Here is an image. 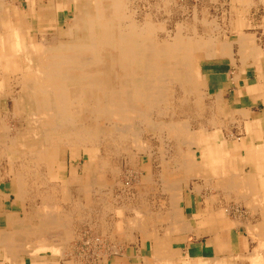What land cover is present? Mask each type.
Masks as SVG:
<instances>
[{
  "label": "bare ground",
  "instance_id": "obj_1",
  "mask_svg": "<svg viewBox=\"0 0 264 264\" xmlns=\"http://www.w3.org/2000/svg\"><path fill=\"white\" fill-rule=\"evenodd\" d=\"M263 5L0 0V179L14 193L0 233L9 264L24 255L32 264H264L263 176L259 189L228 150L231 125L250 131V112L226 109L201 65L230 57L238 82L261 61L264 16L251 18ZM190 187L209 191L200 228L190 223L199 215ZM234 195L255 223L227 217ZM216 221L246 228L237 251L231 236L212 240L210 257L175 241L183 230L214 233Z\"/></svg>",
  "mask_w": 264,
  "mask_h": 264
},
{
  "label": "crops",
  "instance_id": "obj_2",
  "mask_svg": "<svg viewBox=\"0 0 264 264\" xmlns=\"http://www.w3.org/2000/svg\"><path fill=\"white\" fill-rule=\"evenodd\" d=\"M253 10L255 13L251 18V22L258 23L264 16V5L257 8L255 7ZM260 17L261 20H258ZM248 62L252 63L251 58L248 59ZM201 65L202 72L207 79L208 87L213 92L221 91L224 101L223 105L226 109L230 108L233 111V108L242 107V109H244L245 107L246 110L248 109L250 112L248 120L250 131L244 130L241 126L239 127L237 122L234 125H231L232 132L236 138L228 142V150L232 156H238L239 161H241L244 165L243 169L245 170L246 176H253L254 185H256L255 187L261 189V182H259L260 180L258 179L260 178L259 175L263 176L262 182L264 184V58L254 64L255 66H249L244 77H242L238 82L235 79L236 68L234 67V63L231 61L230 57L224 56L221 58L204 59ZM243 152L246 153L244 154ZM0 174L1 176L7 175L5 172H1ZM247 183L251 188V183L248 181ZM11 189L12 185L10 180L7 178H1L0 228H6V225L8 224V217L6 214H3V212L8 213L12 208L14 193ZM229 191L231 190L229 189ZM5 193H7V197H5ZM206 195H209L208 189H205L202 192L191 191V187L187 189L186 199L189 200L192 208L190 210H193L195 213L198 212L199 214L194 218V220L190 221V223L192 225L194 224L198 228L205 225L207 220L202 213L207 201ZM233 197L235 198L236 196H232L230 201H228L229 206H226V211H229L227 210V207L231 210L230 213L228 212L227 217L232 220H234V218L237 219L238 217L239 219L247 220V222L255 223L256 219L254 218L256 217L249 210L248 206L244 203L234 201ZM186 206L188 205L186 204ZM192 214L190 216H192ZM216 222L219 224V228L214 233H206V228H204L205 233L203 232L202 234H197L198 231L186 232L183 230L175 237V241L182 242L184 244L190 243L189 248L191 255H203L210 257L216 253L211 244L218 241L227 243L230 241L231 236V245L233 250L237 251L240 248L238 246L239 235L241 233L248 235L246 228L244 226L232 227L229 231L228 228L220 226L219 221ZM214 239L218 241L212 242ZM1 240H3V237L0 233V264H9L8 259L5 258V254L2 252L4 248L1 244ZM31 262L32 261L29 257L24 255L22 263L19 261L18 263L13 262V264H32ZM191 264H198L197 259L193 257Z\"/></svg>",
  "mask_w": 264,
  "mask_h": 264
},
{
  "label": "rangeland",
  "instance_id": "obj_3",
  "mask_svg": "<svg viewBox=\"0 0 264 264\" xmlns=\"http://www.w3.org/2000/svg\"><path fill=\"white\" fill-rule=\"evenodd\" d=\"M189 2L191 3V2H193L194 3V0H189ZM5 106V105H4Z\"/></svg>",
  "mask_w": 264,
  "mask_h": 264
}]
</instances>
